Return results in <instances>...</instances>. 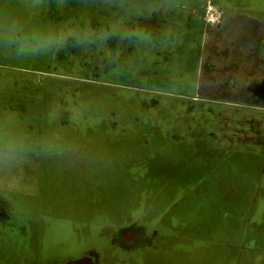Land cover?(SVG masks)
Here are the masks:
<instances>
[{"label": "rangeland", "instance_id": "rangeland-1", "mask_svg": "<svg viewBox=\"0 0 264 264\" xmlns=\"http://www.w3.org/2000/svg\"><path fill=\"white\" fill-rule=\"evenodd\" d=\"M244 1L131 0L138 14L125 26L150 34L149 42L112 36L74 46L70 38L58 52L21 57L0 45V222L7 219L11 231L0 223V264L84 256L132 264L135 253L116 243L124 231L154 233L142 250L146 264H264V120L255 133L243 118L246 128L230 134L227 110L217 111L213 125L207 109H186L179 125L177 109L167 108L197 100L194 83L208 84L207 65L202 73L199 64L191 69L197 46L205 33L213 37L226 6ZM116 11L106 0H0V18L38 28L71 21L77 32L107 30ZM212 96L203 93L201 101ZM215 96L229 99L231 110L264 115V94ZM194 119L209 124L205 131L223 141L222 149L237 141L248 170L239 155L231 166L228 159L224 167L209 165L212 142ZM179 131L187 133L180 141ZM167 133L171 141L164 142ZM7 153L16 157H2ZM128 154L136 168L116 173V155ZM41 227L55 235L38 241Z\"/></svg>", "mask_w": 264, "mask_h": 264}, {"label": "crops", "instance_id": "crops-1", "mask_svg": "<svg viewBox=\"0 0 264 264\" xmlns=\"http://www.w3.org/2000/svg\"><path fill=\"white\" fill-rule=\"evenodd\" d=\"M260 1L253 0L250 3L256 4ZM221 14H223V23L216 27L213 37H209V33H205V37H208V39L201 40L200 49L197 46V53L193 57L191 67L194 73L196 64H199L202 73L204 71L203 66L207 65L204 77L207 79L208 84L202 83V79L200 78L199 82L196 81L194 83L193 95H191L197 100L177 103L180 106L178 108L173 103L167 108L170 109L173 106L177 109V122L179 125H183L185 122L186 109H207L209 112H212L213 125L217 123V111L227 110L225 114L230 117L228 123H232L230 130H226L227 133L232 134L233 131L245 129L246 126L241 124L243 118L246 120V125L250 126L251 130L256 133L257 126L264 120V115L256 116L250 112L241 113V111H238L240 110L239 107L237 110H231L229 109V99L222 101L216 98L215 94L223 93L228 96L233 93L237 98L264 94V5H249L248 0H245L243 5L234 7L226 6ZM212 55L214 56L213 58ZM208 66L211 69H208ZM211 70H214V72L210 73ZM203 93L213 94L212 99L207 102H202L200 95ZM240 101L243 102L242 100ZM191 105L193 107H190ZM240 107L244 109V107ZM172 116L173 114L170 112L168 119H171ZM250 118H252L251 121L249 120ZM168 119L167 123L168 121L172 122ZM193 121L204 130V132L198 134H208L207 136L210 142H212L209 145L208 155L213 158V162H209V165H215L219 161L224 167L226 161L223 159H228V165L231 166L232 158L239 155L242 157L240 159L242 163L241 167H244V172L245 169L248 170L247 154L245 151H237L238 147L235 148L234 145L237 141L229 139L231 142L229 147L227 144L222 149L223 141L217 139L215 135L209 134V131H205L209 125L207 122L198 119H194ZM261 125L264 127V122ZM134 126L135 128L138 127V125ZM178 130H180V127ZM186 134L179 131V135H177L178 141L183 140ZM121 136L127 137V135ZM168 136L167 133L164 142L171 141ZM200 139H202V136H196L195 138V140ZM243 140L248 142V136ZM145 148L151 150V145L146 143ZM131 154L123 156L116 155V173H119L120 167L136 168V163L132 160V157L135 155ZM2 157L13 159L16 155L7 153ZM127 163L131 165L129 167L124 166ZM262 164L264 167V161ZM1 170L0 168V174H2ZM128 172L134 171L130 169ZM240 173L243 174V170H240ZM243 184L244 181L240 185L242 186ZM0 187H2L1 178ZM2 200L4 201V199ZM6 207L3 210H7ZM1 221V227L8 229L7 219ZM9 232L11 231L9 230Z\"/></svg>", "mask_w": 264, "mask_h": 264}, {"label": "clouds", "instance_id": "clouds-1", "mask_svg": "<svg viewBox=\"0 0 264 264\" xmlns=\"http://www.w3.org/2000/svg\"><path fill=\"white\" fill-rule=\"evenodd\" d=\"M106 3L117 9L113 14L115 20L107 30L102 27L98 31L87 29L77 32L69 27L71 21L55 28L27 27L17 18L4 16L0 18V45L12 49L18 56H33L58 52L68 45L70 38L75 40L74 46L84 42L95 43L96 40L103 43L112 36H118L119 42L127 40L130 44L151 40L150 34L125 26L126 18L138 14L137 6L131 0H106Z\"/></svg>", "mask_w": 264, "mask_h": 264}, {"label": "flooded vegetation", "instance_id": "flooded-vegetation-1", "mask_svg": "<svg viewBox=\"0 0 264 264\" xmlns=\"http://www.w3.org/2000/svg\"><path fill=\"white\" fill-rule=\"evenodd\" d=\"M145 222H146V220H145ZM99 225L100 224L97 223V226H99ZM53 230L54 231L57 230L56 224L53 225ZM28 232H29V230H28ZM126 232L127 231H124L123 233L117 234L118 242H116V243L118 244L119 248H121V250H124V251L127 250L128 252H134L135 253L134 262L132 264L137 263L136 262V259H137L136 255H139L140 259L143 260L141 264H146L147 263L146 262V254H144V252L145 251L147 252V246H148V248L151 247L154 233L148 234L147 232H145V233H129V232L126 233ZM36 233H38V236L36 237L38 241H39L40 237L43 238V240H44V238H46V237L52 238L55 235L54 233H45V230L42 227L40 229V232L38 231ZM30 234L31 233H28L29 236H30ZM35 239H33V240L35 241ZM74 244H75V240L72 239L70 246H74ZM46 248H47V255H48L51 251L48 249L47 246H46ZM142 250H144V252ZM98 253H99V251H98ZM101 253L102 252H100L99 254H101ZM84 258H89V256L88 257L84 256L82 258L74 259V260L73 259L67 260L64 264H70V263H73L75 261H78V260H81ZM89 259L91 260V262L93 264H96L91 257Z\"/></svg>", "mask_w": 264, "mask_h": 264}, {"label": "water", "instance_id": "water-1", "mask_svg": "<svg viewBox=\"0 0 264 264\" xmlns=\"http://www.w3.org/2000/svg\"><path fill=\"white\" fill-rule=\"evenodd\" d=\"M70 264H91V260L89 258H84Z\"/></svg>", "mask_w": 264, "mask_h": 264}, {"label": "bare ground", "instance_id": "bare-ground-1", "mask_svg": "<svg viewBox=\"0 0 264 264\" xmlns=\"http://www.w3.org/2000/svg\"><path fill=\"white\" fill-rule=\"evenodd\" d=\"M147 229V228H146Z\"/></svg>", "mask_w": 264, "mask_h": 264}]
</instances>
